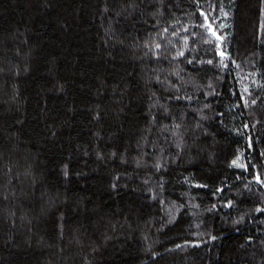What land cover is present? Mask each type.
Listing matches in <instances>:
<instances>
[{
	"label": "trees",
	"instance_id": "trees-1",
	"mask_svg": "<svg viewBox=\"0 0 264 264\" xmlns=\"http://www.w3.org/2000/svg\"><path fill=\"white\" fill-rule=\"evenodd\" d=\"M0 264H264V0H0Z\"/></svg>",
	"mask_w": 264,
	"mask_h": 264
}]
</instances>
